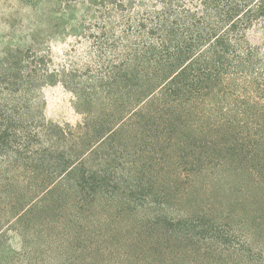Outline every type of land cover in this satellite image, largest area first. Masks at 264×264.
<instances>
[{
  "label": "trees",
  "instance_id": "obj_1",
  "mask_svg": "<svg viewBox=\"0 0 264 264\" xmlns=\"http://www.w3.org/2000/svg\"><path fill=\"white\" fill-rule=\"evenodd\" d=\"M121 8L124 25L117 44L122 61L117 71L96 81L101 92L94 86L86 96L76 93L79 105L94 107H104L98 102L106 94L109 114L90 112L76 127L48 122L40 107L32 106L38 83H56L55 75L45 73L44 61L17 68L9 60L1 68L0 264H45L34 258L51 246L61 255L55 264H74L69 254L81 237L67 233L66 227L55 241L33 222L34 211L44 209L58 191L76 199L80 212L87 200L119 198L142 213V221L164 224L172 239L200 252L203 244L205 257L215 255L226 264H264V247L233 221L203 212L171 213L165 193L146 178L151 161L142 165L115 143L123 127L158 121L167 130L175 124L194 128L196 119L209 121L206 128L200 126V134L213 132L223 145L233 143L263 157L264 0H157L131 16ZM256 29L262 33L259 44L249 39ZM114 104L118 109L111 111ZM102 118L114 121L108 124ZM210 143L199 142L206 151L213 149ZM202 155L194 151L183 162L201 165ZM253 181L255 187L263 184ZM5 225L19 233V251L7 245ZM46 240L52 245L43 250ZM106 261L135 264L131 257Z\"/></svg>",
  "mask_w": 264,
  "mask_h": 264
},
{
  "label": "rangeland",
  "instance_id": "obj_2",
  "mask_svg": "<svg viewBox=\"0 0 264 264\" xmlns=\"http://www.w3.org/2000/svg\"><path fill=\"white\" fill-rule=\"evenodd\" d=\"M156 2L0 0V71L9 60L17 68L26 65L34 68L36 62L44 61L45 73L55 75L56 83H38V90L33 93L38 100L32 106H39L48 122L76 127L85 122L90 112L93 116L109 114L106 94L97 101L104 107H94L85 102L79 105L76 93L86 96L87 89L94 86L101 92L96 81L117 71L115 66L122 61L121 47L117 44L124 25L121 6L125 10L123 14L131 16L152 8ZM113 27H116L115 37ZM261 34L259 29L253 30L249 39L259 44ZM106 35L111 40L106 41ZM117 109L114 104L111 111ZM101 120L108 124L114 121ZM195 121L194 128L175 124L167 130L158 121L143 122L136 129L123 127L115 143L132 160L142 165L151 161L146 178L165 193L171 213L203 212L224 222L233 221L259 247H264V155L250 154L233 143L223 145L224 140L213 132L200 134V126L206 128L209 121L205 124ZM201 140L211 142L209 146L213 149L206 151L199 144ZM194 151L203 154L201 165L195 166L189 160L183 162V156ZM186 162L189 164L184 168ZM254 178L263 184L255 187ZM142 218V213L129 209L114 197L87 200L80 212L76 199L59 191L44 209L33 213L36 230H43L52 240H61L62 233L66 232L81 237L69 254L74 264H107L106 259L112 257H131L135 264H226L219 262L215 255L205 257L203 244L200 252L198 247L172 239L164 224L148 223ZM77 219L81 220L79 224H73ZM7 229L5 225L3 231ZM21 241L19 233L9 229L7 245L19 251ZM50 245L47 240L41 242L43 250ZM50 248L34 260L42 258L45 264L57 263L60 252L55 246Z\"/></svg>",
  "mask_w": 264,
  "mask_h": 264
}]
</instances>
